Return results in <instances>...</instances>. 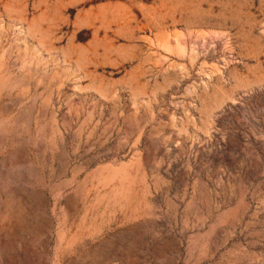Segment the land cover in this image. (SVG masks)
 Masks as SVG:
<instances>
[{
	"label": "rangeland",
	"instance_id": "374dc122",
	"mask_svg": "<svg viewBox=\"0 0 264 264\" xmlns=\"http://www.w3.org/2000/svg\"><path fill=\"white\" fill-rule=\"evenodd\" d=\"M0 264H264V0H0Z\"/></svg>",
	"mask_w": 264,
	"mask_h": 264
}]
</instances>
